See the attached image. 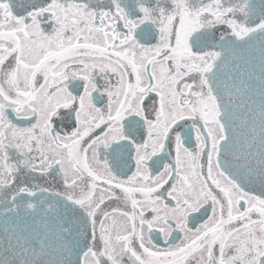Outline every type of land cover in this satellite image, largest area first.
Segmentation results:
<instances>
[{"label": "snow or ice", "instance_id": "6c2138e0", "mask_svg": "<svg viewBox=\"0 0 264 264\" xmlns=\"http://www.w3.org/2000/svg\"><path fill=\"white\" fill-rule=\"evenodd\" d=\"M0 264H264V0H0Z\"/></svg>", "mask_w": 264, "mask_h": 264}]
</instances>
